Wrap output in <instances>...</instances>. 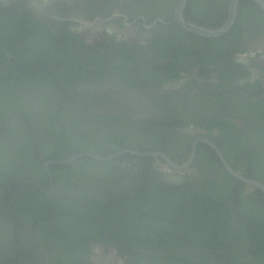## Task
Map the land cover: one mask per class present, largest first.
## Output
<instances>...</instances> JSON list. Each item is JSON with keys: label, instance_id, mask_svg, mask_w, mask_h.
Segmentation results:
<instances>
[{"label": "trees", "instance_id": "1", "mask_svg": "<svg viewBox=\"0 0 264 264\" xmlns=\"http://www.w3.org/2000/svg\"><path fill=\"white\" fill-rule=\"evenodd\" d=\"M196 2L195 5L193 2L190 4L191 8H196ZM226 2L228 5L229 0ZM260 11L252 3L243 1L236 24L221 40L207 39L205 44L200 43L197 35L183 31L174 23L170 28L173 39L162 38L148 46L131 47L114 42L89 46L72 34L62 38L52 27L32 23L28 16L8 18L2 14L0 127L9 125L6 130L9 133L15 131L14 127H19L27 145L35 146L27 139L26 129L22 127L25 123L39 146H43L48 137V146L59 149L64 145L66 149L60 156L65 159L82 150L95 153L87 139V135L91 134L87 131L88 127L73 112H66L72 107L70 99L81 98L74 87L87 89L104 85L113 75L131 86L139 83L154 87L179 78L182 72L187 71L189 56L195 59L192 66L200 71L211 64L215 71L221 72L222 79L232 80L235 77L230 70L233 66L230 61L234 52L232 49L240 47L237 41L252 30L264 31V13ZM189 13L196 24L213 29L226 22L228 7L212 12L210 17H204L197 11ZM182 33H187L191 37L189 40L195 44H183L180 39ZM111 50L115 51L114 58ZM161 60L168 62L156 63ZM220 89V96L227 98L228 86L222 84ZM86 94L92 97L89 92ZM60 100H64L63 111L59 114L63 124L55 118ZM261 107L259 110L255 107L243 108L245 115L256 110L259 114H252L245 138L233 131L230 134L234 124L221 115L217 114L212 119V108L208 105L202 107L204 115L191 121L187 118L185 122L167 118L148 121V133L154 128L164 130L158 131L162 136L148 137L146 144H141L142 151L166 150L169 144L167 138L174 139L169 130L171 127L194 125L209 131L216 129L223 132L216 145L232 168L240 169L247 178L264 182V167L261 168L264 158L260 160L251 155L250 162H243V153L247 154L246 146L264 148V104ZM90 112L89 109L84 115L89 118ZM15 117L17 120L11 123ZM43 118L45 122L40 121ZM126 131L133 134V131ZM102 132L103 139L112 145H109L110 150L98 151L101 156L117 152L119 144L130 145L128 138L118 141L120 137L113 130L101 129ZM43 133L44 139L41 138ZM175 138L179 139V136L175 135ZM5 146L4 143L2 147ZM47 153L45 161L55 152L51 150ZM235 157L236 160H233ZM31 158L28 156V162ZM251 160L261 165L251 163ZM0 161V183H4L2 165L6 163L7 156L4 155ZM78 161L84 164L92 160L85 157ZM210 162L217 166L209 163L212 170L206 172L216 176L214 179L166 187L153 182L149 170L146 178L137 179V185L122 193L119 189L124 179L112 172L108 180H114L113 186L107 193L97 196L78 185V180L85 177L83 173L78 177L69 174L65 183L70 192L44 196L35 190L29 194L30 199L20 198L13 208L21 216H28L29 223L39 234L47 237L50 244L71 249L75 258L87 256L91 252L90 244L95 243L117 250L122 258L133 264H264V194L256 189L244 195V182L229 174L219 165L220 162L213 159ZM87 166L82 167L83 172L88 169ZM71 188L76 189L79 195L72 196ZM1 200L4 201L3 196Z\"/></svg>", "mask_w": 264, "mask_h": 264}, {"label": "flooded vegetation", "instance_id": "2", "mask_svg": "<svg viewBox=\"0 0 264 264\" xmlns=\"http://www.w3.org/2000/svg\"><path fill=\"white\" fill-rule=\"evenodd\" d=\"M226 1L187 0L185 18L195 23L190 11L201 12L204 17H210L212 12L221 11L227 7L229 15L231 0L228 5ZM243 1L252 3L255 9L264 13L251 0H241L240 4ZM178 2L179 0H0V16L2 14L8 18L28 16L32 23L37 22L42 26L52 27L62 38L67 34H72L89 46L111 42L128 47L133 45L148 46L153 41L162 38H174L170 28L174 23L178 24L175 20ZM192 2L194 5L196 2L195 9L191 8ZM180 28L189 32L181 26ZM63 32L64 34H62ZM227 34L218 38L197 36L200 38V43L205 44L207 39L221 40ZM190 38L187 33L180 35L183 44H195L189 40ZM237 42L241 46L232 49L234 52L230 60L233 65L230 70L235 77L229 81L222 79L221 72L215 71V67L211 64L203 71L192 66L195 59L189 56L186 60V64L189 65L187 71L182 72L179 78L171 79L154 87H145L139 83L131 86L123 83L117 75L110 77L104 85L87 89L86 87H74L73 89L78 90L77 93L81 95V98L70 99L69 101L72 102L69 104L72 107L66 112H73L82 124L88 127L87 131L91 134L87 135V139L92 145L93 151L96 150L95 153L82 150L79 154L74 155H82L79 159L70 161L73 156L67 159L61 157L60 155L66 149L65 146L61 145L59 149L48 146L50 137L44 140L43 146H39L25 123L22 124V127L26 129L27 139L35 146L27 145V140L22 136L24 133L19 131V127H14L13 133L6 131L10 128L9 125L4 128L0 127V160L4 155L7 156L6 163L2 165V177L6 181L0 183L2 190L0 191V264H78L79 262L81 264H133L126 258H122L117 250L95 243L90 244L91 252L87 256L80 255L75 258L76 255L71 249L50 244L49 239L39 234L35 230L36 228L29 223L28 216H21L13 207L20 198L30 199L29 194H33L35 190L44 196L63 195L70 192V188L65 183L69 174L78 177L83 173L85 177L78 180V185L85 187L93 196L107 193L113 186L114 180L112 178L108 180V176H112V172H116L117 177L124 179L121 182L119 193L137 185V179L144 176L146 178L149 170L153 182L166 187H176L184 182H204L216 178V176L207 173L212 170V167L209 168V163L216 165L210 160L220 162L219 165L223 169L225 168L215 150L203 140L211 141L225 157L223 151L216 145L219 138L223 136L222 131L216 129L209 131L194 125H181L169 129L173 133L174 139L166 137L169 142L167 151L163 148L142 151L141 144H146V139L152 135L161 134L162 136V133L158 131L164 130L154 128L151 133H148L149 128L146 125L148 121L160 118L181 120V122H185L184 120L187 118L191 121L193 118L204 115L202 107L207 105L212 108V119L217 114L221 115L225 120L234 124V127L229 131L230 134L233 131L232 133L235 132L245 138L252 114L259 116L256 112L264 104V31L252 30ZM114 52L110 51L113 55ZM164 62L168 61H156V63ZM222 84L228 86L227 98L220 96ZM86 92H89L92 97H87ZM63 102L64 100L58 102L59 107L55 116L61 124L63 122L59 118V114L63 111ZM245 102L247 104H244ZM251 105V108L255 107L258 110L245 115L243 108L251 109ZM89 109L91 112L88 118L84 113ZM185 111L187 112L185 113ZM16 120L17 117L11 123ZM40 121L45 122V119ZM101 129L115 131L120 137L118 141L128 138L130 145L119 144L120 149L117 152L101 156L98 151L110 150L109 145H112L103 139V132L100 133ZM126 130L133 131V134ZM44 132L46 133V131ZM175 135H178L179 139H176ZM44 137L43 133L41 138L44 139ZM199 139L202 141H197ZM240 141L243 142V139ZM4 143L7 145L6 148L2 147ZM262 149L264 148L246 146L247 154L243 153L245 156L243 162H250L251 155L259 157L260 160L263 159ZM51 150L55 152L54 155L45 161L44 155ZM14 151L16 154H13ZM129 151L161 152L174 166L169 164L163 156H138ZM88 153L106 158L114 156V158L102 161L86 156L85 154ZM64 155L67 156L66 151ZM28 156H32L30 162H28ZM85 157L92 161L84 164L78 161ZM233 160H236V157ZM226 161L228 162L227 159ZM251 163L261 165L260 162L256 163L253 160ZM228 164L231 166L229 162ZM187 165L188 167H185ZM84 166L88 168L85 172L82 169ZM135 166L136 168H134ZM263 167L264 165L261 166V168ZM235 169L247 178L240 169ZM258 182L264 184L261 180ZM145 183L151 184L150 182ZM256 189L258 188L246 184L244 195H248ZM71 190L72 196L79 195L76 189L71 188ZM258 190L264 194V191ZM2 196L4 201L1 200Z\"/></svg>", "mask_w": 264, "mask_h": 264}, {"label": "water", "instance_id": "3", "mask_svg": "<svg viewBox=\"0 0 264 264\" xmlns=\"http://www.w3.org/2000/svg\"><path fill=\"white\" fill-rule=\"evenodd\" d=\"M252 2H254L255 4H257L263 11H264V0H251ZM241 0H231L230 2V6H229V15H228V19L225 22V24H223L220 28L217 29H211L208 27H204V26H199L196 23H193L191 21H188L185 18V7L187 5V0H179L178 5H177V9L175 10V20L178 22V24L183 27L184 29H186L189 32H192L196 35L202 36V37H206V38H218L221 37L225 34H227L228 32L231 31V29L234 27V25L236 24L237 18H238V13H239V4H240ZM202 141V139H199L197 141ZM204 142H206L207 144H209L214 150L215 152L218 154V156L220 157V160L224 166V168L227 170V172L229 174H231L234 178L248 184L251 185L253 187H257L258 189H261L262 191H264V184L258 181H254V180H250L248 178H245L242 176L241 172L234 170L226 161L225 157L223 156L222 152L209 140H203ZM196 142L194 143V147H195ZM131 154H135L138 156H163L168 162L169 164H171L172 166H174L170 160L163 155L161 152H136V151H129ZM124 153V152H123ZM86 156H90L93 159H98V160H102V161H107V160H111L114 158V156L111 157H101L98 155H92L90 153L85 154ZM119 155V154H118ZM84 156V155H83ZM82 155H77V156H73L70 161L76 160L81 158ZM190 163V162H189ZM189 165V164H188ZM185 166V167H188Z\"/></svg>", "mask_w": 264, "mask_h": 264}]
</instances>
